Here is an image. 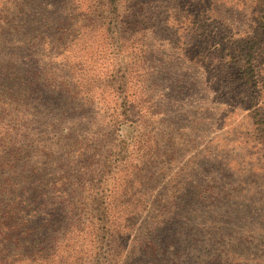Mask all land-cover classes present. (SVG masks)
I'll use <instances>...</instances> for the list:
<instances>
[{
	"label": "rangeland",
	"instance_id": "obj_1",
	"mask_svg": "<svg viewBox=\"0 0 264 264\" xmlns=\"http://www.w3.org/2000/svg\"><path fill=\"white\" fill-rule=\"evenodd\" d=\"M17 1L0 0V63H18L30 83L29 93H14L11 110L0 112V157L14 143L21 161L15 175H33L34 167L44 175H58L69 157L57 152L58 166H46L48 149L78 144L82 155L75 166L82 168V179L76 190L82 214L102 223L101 211H120L113 221L134 231L127 264H163L161 199L180 187L195 194L192 210L188 206L189 224L178 228L167 244L177 250L170 249L168 258L175 255L172 261L179 264H264V144L243 103L245 86L228 70L227 52L215 50L217 45L239 46L252 31V0H119L125 16L141 12L156 23V39L134 33L123 21L118 28L99 27L108 11L104 16L96 12L90 28L62 33L55 26L48 40L23 48L2 42L3 21ZM31 4L37 18L52 15L53 25L79 13L73 0ZM217 32L224 38L215 40ZM31 34L20 38L25 41ZM204 47L211 58L197 66L195 49ZM4 74L5 69L0 79ZM6 89L9 84L1 80L0 101L9 102L12 93ZM132 99L138 107L145 102L141 109L152 112L150 122L125 123V105ZM160 132L166 137L161 144ZM137 141L143 145V163L129 160L128 167L122 166ZM171 151V156L163 155ZM162 161L166 174L160 172ZM175 174L182 186L170 181ZM67 192L70 200L71 189ZM131 209L140 211L134 221L127 216ZM186 229L184 236L178 235ZM88 234L85 247L66 254L63 264H109V247L101 248L92 230ZM100 236L102 242L105 237ZM145 236L159 247L154 256L142 255L132 243Z\"/></svg>",
	"mask_w": 264,
	"mask_h": 264
},
{
	"label": "trees",
	"instance_id": "obj_2",
	"mask_svg": "<svg viewBox=\"0 0 264 264\" xmlns=\"http://www.w3.org/2000/svg\"><path fill=\"white\" fill-rule=\"evenodd\" d=\"M31 1L18 0L17 3H14L11 14L7 15L6 20L3 21V43L10 44L13 41V46L18 48L28 45L32 47L38 41H41L40 38L48 40L47 35L54 30L55 26H57L55 27L56 32L62 30V33L68 31V29L90 28L96 24L95 20L98 18L96 12H102L101 16H104L108 11L110 13L106 19L104 17L100 18L102 21L99 23V27L118 28L124 22L123 24H128L130 29L134 30V33L141 34L145 32L148 39H153V37L156 39V33L154 32L157 28L156 23H151L147 15L142 16L139 14L141 12L127 11V16H125L126 13L123 12L119 0H73L78 4L79 13L71 19L64 20L61 18L62 20H57L56 25H53L52 15L43 14L42 17L37 18L34 14V4H31ZM41 1L45 2L46 0ZM96 4L98 5L96 6ZM252 4V16L255 23L252 31L242 36L245 39L239 46L226 49V47L217 45L215 50L219 51L221 49L223 53L227 52L225 55L229 58L228 63L230 65L227 66L228 70H234V74L245 86L247 95L245 98L242 97L243 103L249 106L252 125L260 142L264 144V0H252ZM77 17L80 18V21L76 20ZM28 21L32 24L31 28H28L30 25V23H27ZM62 23L65 24L61 25ZM59 26L60 28L57 29ZM30 33L33 35L31 34L29 39L23 41L20 38L21 35L28 37ZM14 35L20 39L15 41ZM222 38H224V34L217 32L215 40ZM57 42H60V39H57ZM195 51L194 64L197 66L211 58L208 57V50L205 47L203 51L199 48H196ZM7 62L1 61L0 63V73L5 69V74L2 75L0 81L3 80L4 85L9 84L10 89H6V91L8 95L10 92L12 95H9V102L0 101V112L2 114L11 110L14 93L26 95V93H29L30 88V83L26 80L27 75H22L18 63ZM8 68L17 72L10 74ZM134 100L127 102L124 109L125 123L130 127L143 124L144 119V123H148L150 122L148 119L152 118V112H144L141 109V105L145 102L143 100L139 101L140 105L138 107ZM6 136L10 138L9 134ZM165 139L166 137L161 135L160 132V144ZM13 140L14 138H12ZM151 140L158 142L154 136H151ZM13 144L10 142L9 146L6 147L7 151L1 152L0 157V264H63L66 254L82 250L85 247L83 242L90 237L89 230L94 232L95 238L98 240L97 243L101 248L104 246L109 247V255L112 261L115 260L117 264L116 259L119 256V264H127V260L131 256L128 251V247L131 245L129 246L128 242L133 237L134 231L130 226L122 228L117 222L113 221L115 218H120V211H113L112 209L101 211V215L104 217L102 223H96L93 219H88L86 215L82 214L85 209L81 208V204L77 200L76 190L78 182L82 179V168L79 169L75 166L82 155L80 150L77 149L78 144L70 147L58 145V151L53 146L48 149L46 153L48 163H46V166L55 167L57 165L55 160L57 152L67 153L70 160L67 159L68 166L62 173L52 177L42 174L39 169L34 167L33 175H26L25 177L20 175L19 178L15 175V172L21 161L19 154L15 153L16 150ZM130 146H132V150L130 154H125L127 158L122 163L124 167H128L126 164H129V160L142 162L143 156L140 154L142 152L140 150L143 145L137 141ZM173 153L174 151H171L170 154L163 153V155L169 157ZM58 159L62 165V160ZM160 163H162L160 172L164 171V174H166L165 172L168 170L166 164L163 161ZM132 168H139V165ZM170 181L179 186H182L183 183L177 174L173 175ZM178 182H181V184ZM187 185L189 186L190 183ZM68 189H71L72 194L70 200L67 199ZM194 194L195 192H188L180 187V189H171V191L166 192L161 199L163 205L160 207L162 209L159 217L160 229H165L162 240H160V248L163 250L160 251L163 264H179V262L172 261L173 257H176L175 255L167 257L170 254L169 251H177L173 244V248H170V245L167 244L171 242V237L174 236L178 228L184 229L185 225L189 224L187 220L188 206L192 210ZM143 210H146L143 212H151L148 211L149 209ZM139 213L140 211L137 209H131L127 216L131 221H134L139 217ZM176 224V229L173 231V226ZM187 231L188 229L185 232H178V235L184 236ZM102 234L105 239L99 242ZM155 242L154 239L151 240L145 236L142 240L136 239L132 243L134 246L137 245L136 249L142 255L154 256L156 250H159V247L156 249L154 246ZM182 242L183 240L180 244ZM179 254L181 253L179 252ZM225 259L228 260L227 257ZM111 260L109 259V264H114ZM220 260L222 261V258ZM180 264L182 263L180 262Z\"/></svg>",
	"mask_w": 264,
	"mask_h": 264
}]
</instances>
